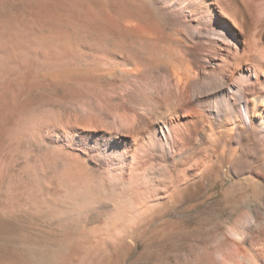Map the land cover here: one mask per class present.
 <instances>
[{
	"label": "rangeland",
	"instance_id": "rangeland-1",
	"mask_svg": "<svg viewBox=\"0 0 264 264\" xmlns=\"http://www.w3.org/2000/svg\"><path fill=\"white\" fill-rule=\"evenodd\" d=\"M167 2L0 0V264H100L83 209L98 199L112 204L100 147L144 118L146 96H157L160 111L169 100L159 89L162 66H178L180 54ZM122 56L149 70L121 76ZM147 151L127 146L113 171L144 184ZM213 163L185 196L183 218L226 220L232 179L224 160ZM254 183L235 187L248 195Z\"/></svg>",
	"mask_w": 264,
	"mask_h": 264
},
{
	"label": "bare ground",
	"instance_id": "bare-ground-1",
	"mask_svg": "<svg viewBox=\"0 0 264 264\" xmlns=\"http://www.w3.org/2000/svg\"><path fill=\"white\" fill-rule=\"evenodd\" d=\"M165 9L179 27V65L162 66L159 87L169 100L160 111L148 94L144 118L100 147L112 204L81 208L94 224L89 249L104 254L100 264H264V0H168ZM116 66L126 78L149 70L125 56ZM140 144L151 162L140 167L144 184L141 175L113 171L124 149ZM215 157L232 179L226 220L183 218L178 209ZM253 181L251 194L237 192Z\"/></svg>",
	"mask_w": 264,
	"mask_h": 264
}]
</instances>
